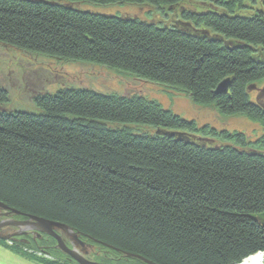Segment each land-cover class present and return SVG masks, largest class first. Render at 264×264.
Returning a JSON list of instances; mask_svg holds the SVG:
<instances>
[{
	"label": "trees",
	"instance_id": "trees-1",
	"mask_svg": "<svg viewBox=\"0 0 264 264\" xmlns=\"http://www.w3.org/2000/svg\"><path fill=\"white\" fill-rule=\"evenodd\" d=\"M197 1L0 0V45L128 72L222 115L264 124V90L257 102L249 97L264 81V13L246 0L179 9ZM71 3L153 6L173 24L80 11ZM225 79L227 92L216 94ZM6 100L0 89V104ZM34 104L39 114L0 113V203L24 215L15 219L67 226L95 248L98 262L146 264L127 253L152 264L264 256V135L250 141L199 127L155 101L84 89L39 94ZM47 238L53 245L47 251L30 246L49 257L0 245L38 264H77Z\"/></svg>",
	"mask_w": 264,
	"mask_h": 264
},
{
	"label": "rangeland",
	"instance_id": "rangeland-1",
	"mask_svg": "<svg viewBox=\"0 0 264 264\" xmlns=\"http://www.w3.org/2000/svg\"><path fill=\"white\" fill-rule=\"evenodd\" d=\"M197 2H183L179 9L192 8L195 11L208 9ZM67 3V2H65ZM250 9L264 13V0H246ZM80 11L95 14L129 17L145 22L171 26L173 20L153 6L133 4L96 5L92 3H71ZM168 14H173L168 11ZM264 81L252 86L249 90L250 100L257 102V90L262 88ZM0 89L7 93V100L0 104V113L27 112L39 114L40 110L34 104V97L39 94L55 95L62 89L89 90L107 96L141 97L157 102L163 109L170 111L187 121H193L197 126L207 125L218 131L229 133L239 132L253 141L264 135V124L251 121L242 115L226 116L219 113L213 106H202L194 103L186 94L173 88L141 80L128 72L111 69L106 66L83 62L63 61L39 54H29L0 45ZM264 90V87H263ZM264 101V95L261 96ZM146 132V130H141ZM150 133L151 130H150ZM216 146H234L230 141L214 140ZM22 221V220H20ZM0 228L7 234L6 228L0 222ZM71 230V229H70ZM2 236V233H0ZM49 235L39 232L20 240H7V244H16L38 256L49 257L39 250L52 247L48 242ZM63 237H70L63 233ZM33 242L39 250L31 248ZM69 245L67 239H64ZM94 248V247H92ZM38 251V252H37ZM75 262V261H74ZM0 264H38L19 254L11 253L0 245ZM112 264V263H111Z\"/></svg>",
	"mask_w": 264,
	"mask_h": 264
},
{
	"label": "water",
	"instance_id": "water-1",
	"mask_svg": "<svg viewBox=\"0 0 264 264\" xmlns=\"http://www.w3.org/2000/svg\"><path fill=\"white\" fill-rule=\"evenodd\" d=\"M229 82V79L221 81L216 86L214 92L216 94L226 93L228 90ZM12 214L24 216L22 213L10 209L9 207L0 203V216H3L2 219L7 231L6 234L0 228L2 233V237H0V239L20 240L33 234L43 232L55 239V248L57 250H60L62 254L67 255L77 264H108V262H98L93 260L92 253L94 252L93 250L95 248H92L91 245L84 244L83 242L78 240L77 234L73 233V231L70 230L67 226L30 215H25L27 219L20 221L15 219ZM57 230L59 231V233L57 232ZM63 233L68 234L70 237H63ZM63 239L68 240L70 247L66 245ZM125 256L135 257L144 261L146 264H152L144 259H141L138 256H134L128 253L125 254Z\"/></svg>",
	"mask_w": 264,
	"mask_h": 264
},
{
	"label": "bare ground",
	"instance_id": "bare-ground-1",
	"mask_svg": "<svg viewBox=\"0 0 264 264\" xmlns=\"http://www.w3.org/2000/svg\"><path fill=\"white\" fill-rule=\"evenodd\" d=\"M26 218V216H25ZM27 219V218H26ZM25 219V220H26ZM24 220V219H23ZM0 222L4 225V222H3V219L2 217L0 216ZM5 226V225H4ZM17 241V240H16ZM2 242L4 244H6L7 246H9L7 244V240L6 239H2ZM2 246V245H1ZM39 248V247H38ZM50 247H46V249L44 251H47V249H49ZM60 251V250H58ZM11 252V251H10ZM13 253V252H11ZM15 254V253H14ZM263 261H264V256L263 254L261 253H256V254H252V255H249L248 257H246L245 259H243L241 262H239L238 264H263ZM108 264H111V263H108ZM113 264V263H112Z\"/></svg>",
	"mask_w": 264,
	"mask_h": 264
},
{
	"label": "flooded vegetation",
	"instance_id": "flooded-vegetation-1",
	"mask_svg": "<svg viewBox=\"0 0 264 264\" xmlns=\"http://www.w3.org/2000/svg\"><path fill=\"white\" fill-rule=\"evenodd\" d=\"M0 233H1V230H0ZM1 235V234H0ZM1 241V240H0ZM46 248V247H45Z\"/></svg>",
	"mask_w": 264,
	"mask_h": 264
}]
</instances>
